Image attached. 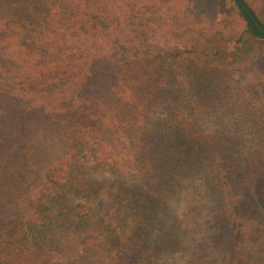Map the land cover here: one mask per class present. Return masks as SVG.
<instances>
[{"label":"trees","instance_id":"16d2710c","mask_svg":"<svg viewBox=\"0 0 264 264\" xmlns=\"http://www.w3.org/2000/svg\"><path fill=\"white\" fill-rule=\"evenodd\" d=\"M152 1L0 0V264H93L102 253L108 264H142L150 255L143 233L154 228L151 216L172 187L167 172L156 173L140 198V240L133 242L132 257L128 240L119 247L99 236L101 223L91 227L93 237L77 235L81 218L70 211L68 193L81 211L87 189L74 173L88 162L127 168L113 145L123 124L133 129L128 155L147 170L140 120L157 113L165 85L147 74L155 61L134 56L139 31L131 23L138 17L143 22ZM241 1L234 4L246 31L264 40V24ZM102 94L109 96L99 100ZM188 99L199 105L194 95ZM176 104L177 96L168 106ZM107 129L114 131L111 140L104 139ZM81 141L93 150H84ZM123 196L122 203L112 197L130 213L131 198ZM120 248L124 261L113 256ZM252 264H264V249Z\"/></svg>","mask_w":264,"mask_h":264},{"label":"rangeland","instance_id":"374dc122","mask_svg":"<svg viewBox=\"0 0 264 264\" xmlns=\"http://www.w3.org/2000/svg\"><path fill=\"white\" fill-rule=\"evenodd\" d=\"M244 1L264 24V0ZM150 3L143 22L138 17L131 23L139 31L134 56L155 61L147 74L165 85L157 113L140 120L147 170L128 155L133 129L123 124L113 145L127 168L88 162L74 173L87 189L81 211L68 193L70 211L81 218L75 233L93 237L91 227L101 223L99 236L119 247L128 240L132 257L133 242L140 240V198L156 173L167 172L172 187L151 216L154 228L143 233L151 253L142 264H252L264 249V40L249 35L232 0ZM176 96L178 104L169 107ZM199 131L208 133L201 138ZM113 134L107 129L104 139ZM81 142L93 150L91 142ZM124 194L131 198L130 213L121 204ZM116 195L121 203L113 200ZM121 251L113 256L124 261ZM99 257L93 264H108L105 253Z\"/></svg>","mask_w":264,"mask_h":264},{"label":"water","instance_id":"95a60500","mask_svg":"<svg viewBox=\"0 0 264 264\" xmlns=\"http://www.w3.org/2000/svg\"><path fill=\"white\" fill-rule=\"evenodd\" d=\"M234 3H236L237 5H241L243 2L241 0H232ZM258 25L260 24L259 22H257Z\"/></svg>","mask_w":264,"mask_h":264}]
</instances>
